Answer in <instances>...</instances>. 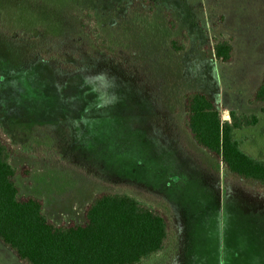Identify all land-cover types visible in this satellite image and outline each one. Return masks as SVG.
I'll use <instances>...</instances> for the list:
<instances>
[{
	"label": "rangeland",
	"instance_id": "1",
	"mask_svg": "<svg viewBox=\"0 0 264 264\" xmlns=\"http://www.w3.org/2000/svg\"><path fill=\"white\" fill-rule=\"evenodd\" d=\"M88 10L107 49L81 27ZM221 41L230 63L214 57ZM263 72L264 0H0V135L32 170L21 193L56 225L84 223L103 192L164 211L170 244L141 264H264V189L183 125L185 94L202 91L223 118L258 116L236 139L264 159V105L251 101ZM0 264L23 263L0 243Z\"/></svg>",
	"mask_w": 264,
	"mask_h": 264
},
{
	"label": "trees",
	"instance_id": "2",
	"mask_svg": "<svg viewBox=\"0 0 264 264\" xmlns=\"http://www.w3.org/2000/svg\"><path fill=\"white\" fill-rule=\"evenodd\" d=\"M169 24L175 29L173 20ZM81 27L101 48L109 47L92 11L84 12ZM188 45L186 34L170 41L176 53ZM213 51L217 61H232L230 41L216 42ZM251 101L264 105V72ZM184 111L183 125L198 147L234 177L264 189V159L248 155L236 139L238 130L258 124V116L231 111L229 120H223L219 104L202 91L185 94ZM13 157L0 135V243L21 263L141 264L167 250L172 237L167 214L126 193H99L86 205L84 223L56 225L46 216L43 200L21 193L16 178H29L32 170L16 167Z\"/></svg>",
	"mask_w": 264,
	"mask_h": 264
},
{
	"label": "water",
	"instance_id": "3",
	"mask_svg": "<svg viewBox=\"0 0 264 264\" xmlns=\"http://www.w3.org/2000/svg\"><path fill=\"white\" fill-rule=\"evenodd\" d=\"M223 120H229V117H224Z\"/></svg>",
	"mask_w": 264,
	"mask_h": 264
}]
</instances>
